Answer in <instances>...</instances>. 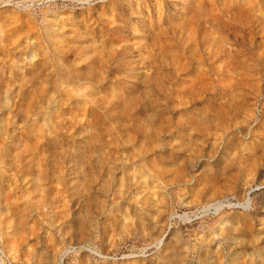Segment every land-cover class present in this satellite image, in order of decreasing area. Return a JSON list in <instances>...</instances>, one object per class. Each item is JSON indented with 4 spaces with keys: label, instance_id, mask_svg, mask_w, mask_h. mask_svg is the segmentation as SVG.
Wrapping results in <instances>:
<instances>
[{
    "label": "rangeland",
    "instance_id": "1",
    "mask_svg": "<svg viewBox=\"0 0 264 264\" xmlns=\"http://www.w3.org/2000/svg\"><path fill=\"white\" fill-rule=\"evenodd\" d=\"M0 264H264V0H0Z\"/></svg>",
    "mask_w": 264,
    "mask_h": 264
},
{
    "label": "bare ground",
    "instance_id": "2",
    "mask_svg": "<svg viewBox=\"0 0 264 264\" xmlns=\"http://www.w3.org/2000/svg\"><path fill=\"white\" fill-rule=\"evenodd\" d=\"M247 204V203H246Z\"/></svg>",
    "mask_w": 264,
    "mask_h": 264
}]
</instances>
